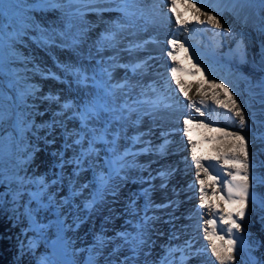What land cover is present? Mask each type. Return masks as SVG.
Wrapping results in <instances>:
<instances>
[{"label": "bare ground", "instance_id": "1", "mask_svg": "<svg viewBox=\"0 0 264 264\" xmlns=\"http://www.w3.org/2000/svg\"><path fill=\"white\" fill-rule=\"evenodd\" d=\"M219 3L220 0H175L173 11L172 0H143V14L132 9L136 16L129 19L116 10L118 0H94L90 4L78 2L84 12L79 22L81 41L84 50L92 54L90 67L104 66L111 75L109 79L113 80L110 82L112 86L125 85L123 88L113 87L123 95L121 104L129 105V109L121 113L122 127H114L109 131L113 140L115 134L121 135L118 143L122 151L118 154H125L123 149L134 145L135 135L141 138L140 143L146 144L145 148H149L148 156L129 159L137 184L131 181L120 184L117 190L121 203L116 206H123L124 213L131 212L133 208H141L146 217L153 220L148 231L151 236V257L161 259L169 248L185 249L187 254L188 245L192 252L199 250L200 254L204 246L207 253H201V258L198 256L199 264H219L212 254L211 244L214 242L219 246L223 242L208 239V232L213 226L206 224V218L211 219V216L220 214L218 210L224 200H227L219 194L226 193L223 185L232 181L230 173H235L239 166H233V161L228 158L242 154L236 148L238 141L235 137L225 133H238L246 141L250 199L254 196L255 203L252 200L248 203L245 217L240 219L242 230L236 234L243 236L244 243L237 245L248 252V263L255 260L263 264L264 248H260L258 244H264V230L260 226L264 217V208L261 207L264 204V129L249 118L247 108L250 91L259 92L260 89L254 86L264 80V68L260 65V56L264 51V8L261 7L260 0H239L241 6L235 11L225 10L224 4L217 8ZM97 8L105 10H90ZM197 8L210 11L213 15L218 14L223 28L201 24L199 21L204 17L196 11ZM194 22L205 31L194 38L189 36L186 40L182 39L181 34L190 32ZM212 34L220 42L213 40ZM168 39H175L184 48L168 46ZM240 42H243L242 46L247 53L244 60L238 54ZM169 52L175 56V60L169 56ZM136 63L139 67H135L133 71L132 65ZM173 67H176L174 73ZM213 81L223 83L238 101H242V107L246 109L245 125L242 126L237 117L216 102V99L226 98V94L223 88H215ZM217 91L221 95L214 98ZM52 94L60 97L61 101H58L62 106L59 109L63 116H67L68 109L73 105L69 108L65 105L69 106L70 97L73 96L67 88L58 84H55ZM157 100H163L160 107L153 106V102ZM201 100L204 102L201 103ZM260 107L255 104L252 110L257 111ZM195 112H198L200 118L196 117L195 124L190 125L198 134L194 139L184 123L187 115ZM256 119L264 117L257 115ZM74 129L72 124L70 131ZM183 150L189 156L185 157L181 153ZM135 152L137 151L133 150V155ZM197 159L201 161V167L197 166ZM214 161L226 166L228 174L225 173L224 178L205 176L203 169L211 171V163ZM96 168L99 170V165ZM89 173L86 172L83 179L86 176L90 179ZM187 179L189 182L194 179L199 189L194 181L192 185H187ZM201 180H205L204 185H201ZM134 185L144 188L145 194L143 197L139 196V199L138 196L134 197L132 200L138 201L131 207L130 203L127 204L128 198L130 199L128 191ZM204 193L207 194L204 204H211V209L201 205ZM0 200L3 201L0 203V239L5 245L4 251L0 249V264H32L28 261L33 258H22L15 247L17 242L13 240L16 237L26 242L34 238L33 233L26 239L21 238L22 234L19 233L23 222L27 223L30 218L23 213V207L17 216L18 227L14 226L12 229L14 220L2 199V189ZM237 210L238 205L234 206L233 212ZM24 215L26 221L23 219ZM118 220L119 223L123 221L121 218ZM222 228H227V225H222ZM2 231H6L7 237ZM11 239L13 244H10ZM159 241L162 243V247L159 246L161 250L156 246ZM43 251L41 247L33 252L39 255ZM181 254H172L170 258H176L173 260L174 264H180ZM208 255L211 257L208 258ZM236 260L233 264L237 263ZM34 262L37 264L36 260ZM186 264H194L193 258L190 257Z\"/></svg>", "mask_w": 264, "mask_h": 264}, {"label": "rangeland", "instance_id": "2", "mask_svg": "<svg viewBox=\"0 0 264 264\" xmlns=\"http://www.w3.org/2000/svg\"><path fill=\"white\" fill-rule=\"evenodd\" d=\"M21 4V8L11 9L10 19L12 22L10 24L9 19L3 21L4 24H9L7 32H24L17 40L12 41L13 48L11 50L7 47L8 39L5 38L4 61L6 67L18 70L21 79L17 87L20 90H34V94L28 97L29 107L25 109L30 113L28 120L34 126L31 131H21L15 126L14 117L0 122V169H3L8 175L19 172L21 176L31 178L36 183L25 186L24 194L18 202L12 200V192L18 190V185L13 182L10 191L8 185L0 184L2 199L14 220L11 225L12 229L14 226L18 227L17 216L24 207L23 213L28 214L30 219L27 223L23 222L19 233L22 234L21 238L25 239L30 233L34 234V238L26 242L20 238L15 237L17 240L13 238L17 242L16 246L14 241L15 247L22 258L29 256L30 259L32 257L33 260L28 261L32 264H36L34 260L37 261V264H121L126 257L131 256V251L119 234L128 232L135 235L138 226L144 224L145 231L149 235V226L153 220L148 219L149 222H145L143 217L145 218L146 215L141 208H133L131 212L125 211L124 213L123 206H116L121 203L118 198V190L115 195L106 194L103 201L96 203L93 208L85 206L96 193V174L107 172L105 159L111 156L107 149L115 147L117 154L122 151L119 149L118 143L121 135L115 134V146L112 143L97 144L96 147L100 150L99 157L90 158L93 160V166L89 168L85 165V171L81 172L78 177L72 176L74 166L71 164L65 165L61 171L60 156L57 154L63 153L64 159L73 157V150L65 149V129L70 131L73 124L75 130H80V120L74 114L81 112L85 106L95 105L98 108L106 106L116 109L115 112L101 111V119L90 122V127L97 129L104 128L107 123L109 127L106 138L111 142L113 139L109 131L114 127H122L123 115L121 113L127 111L129 105L121 104L123 95L113 89L110 83L113 80L109 79L110 73L103 71L104 66L90 67L92 54L84 50L81 41L79 22L84 12L78 2L21 0ZM18 12L23 13L31 27L21 28L18 22L19 17L16 16ZM218 41L220 42V39ZM12 52H15L19 58L12 60ZM98 83L101 86L98 87ZM55 84L64 86L73 96L70 97L69 107L73 106L68 107L69 114L67 116H63V112L59 109L62 106L58 101H61L60 97H54L52 94ZM4 91L6 95L15 96V92L12 90L5 88ZM109 92L112 94L109 95ZM113 117L120 118L114 119ZM196 117L200 118L198 112L187 115L185 120L188 118L190 120L187 124L184 123L186 130L190 129L189 132L194 139L198 134L196 129H192L190 125L195 124ZM189 132L188 134H190ZM137 136L135 135L134 145L123 149L126 152L130 149L137 151L133 155H136L135 158L132 157V159H140L149 155L148 146L145 148L146 144L140 143L141 138ZM70 138H67L69 144L72 143ZM76 151L78 153V147ZM181 153L185 157L189 154L186 150ZM25 159H28L27 163H23ZM126 163L130 167L122 172V175L127 176L124 182L131 181L137 184L131 170L132 163L129 160ZM213 164H216L215 168H213ZM97 165H99V170L96 168ZM210 170L208 171L210 178L211 176L224 178L225 173L228 174L226 166L215 161L211 163ZM86 172H90V179L88 176H86L88 179H83ZM70 178L74 182L70 183ZM41 180L47 185L46 188L39 183ZM53 181L56 182L53 183ZM186 181L187 185H192L194 182L195 186L198 185L194 179V182H189L188 179ZM113 183H119V180L117 179ZM84 185H88V187H83ZM197 187L199 189V186ZM42 189L43 194L39 202L32 200L28 195L29 192H38ZM144 194V188L131 186L128 191L130 199L128 198L127 204L130 203L131 207L135 206L139 196L143 197ZM219 195L227 199L226 193ZM137 196L138 199L132 200ZM49 197L52 199L50 200ZM249 203H251L250 198ZM234 206L237 205L229 202L228 199L224 200V204L218 212L221 215L227 212L234 213ZM123 215L125 216L123 217ZM120 218L123 220L121 223L118 220ZM23 219L25 220V215ZM211 219L216 221L217 234L223 235L224 241L222 242L226 243L228 239L224 232L226 228H222L224 224L220 222L219 215L211 216ZM237 220L241 224L240 218ZM260 226L264 230V217ZM237 235L235 233L236 237L243 238V236ZM163 238L166 237L163 236ZM197 238L199 239V236ZM101 239L103 244H101ZM258 245L260 248H264V244ZM156 246L161 250L162 243L159 241ZM41 247L44 251L36 255V252L33 251H38ZM201 253H207L204 246ZM201 253L199 256L202 255ZM209 253L210 251H208ZM233 254L237 259L236 264H253V262L248 263L249 254L242 247L237 245ZM211 256L208 255V258ZM36 257H40V260H37ZM191 258H193L194 264H199L198 255ZM160 261V258L151 257L149 247H145L136 258L135 264H160Z\"/></svg>", "mask_w": 264, "mask_h": 264}, {"label": "snow or ice", "instance_id": "3", "mask_svg": "<svg viewBox=\"0 0 264 264\" xmlns=\"http://www.w3.org/2000/svg\"><path fill=\"white\" fill-rule=\"evenodd\" d=\"M80 2L90 4L93 3L94 0H69V3ZM143 0H118V8L117 11L121 12L124 17L131 19L136 16V12L132 11V9H137L143 14V9L141 8V4ZM173 11H175V0H172ZM220 4L225 5V10L235 11L237 7L241 6L239 0H220V3L217 5L219 8ZM260 5L264 8V0H260ZM21 0H0V122L5 121L6 119L15 118V126L21 131H31V128L34 126L28 120L29 112L25 111L29 107L28 105V97L34 94V90L26 89L20 90L17 85L20 82V76L18 70L15 68L6 67L4 61V48L6 44V37L8 39L7 47L11 50L13 48L12 41L17 40L19 36L23 35L24 32H7L9 24L12 22L10 19L11 9L13 8H21ZM8 9V11H6ZM93 11H103L105 9H90ZM197 12L200 13L201 16L204 17L203 20L199 22L201 24L212 25L217 29L223 28L220 20L218 19V14L213 15L210 11H201L200 8L196 9ZM79 12V9H77ZM71 15V13H70ZM16 16L19 17V24L22 29H26L31 27V25L24 18L22 12L16 13ZM5 19H9V24H4L3 21ZM179 19V17H177ZM118 27H123L118 25ZM227 31V29H225ZM264 31V29H262ZM173 46V48H184L183 44H177L175 39L170 40L168 42ZM243 42L238 44V54L242 60L247 58V53L242 46ZM187 51V49H185ZM169 56H172V59L175 60V56L169 52ZM19 57L15 52L11 53V59L15 60ZM199 62V61H198ZM260 65L264 68V51H262L260 56ZM139 67V66H136ZM104 72H108L107 69L103 70ZM135 71V68L133 69ZM176 71V67L172 68V72ZM109 78L111 75L109 74ZM99 85V83L97 84ZM213 86L217 89L223 88L224 94H226V98L224 99H216V102L220 104L221 107L228 110L229 113H232L234 117L239 119L240 124L243 126L247 123L245 111L246 109L242 107V101H238L237 98L229 92V89L225 87L223 83H216L213 81ZM114 88H123L125 85H114ZM7 88L15 92V96L6 95L4 89ZM254 88H259L260 91L256 92L254 90L250 91V100L247 111L249 112V118L253 120V122L258 123L264 126V119L257 120V115L260 117H264V80L259 81ZM112 93L109 92V95ZM221 94L217 91L214 94V98L219 97ZM259 97V99H257ZM204 101L201 100V103ZM163 104V100H157L153 102L154 107H160ZM255 104H259L261 107L257 109V111H253L252 108ZM194 106V105H193ZM65 107H69L65 105ZM164 107H168V105H164ZM199 111V109H197ZM101 111L104 112H115L116 109L108 108L106 106H100L99 108L95 105L85 106V108L74 114L80 120V130H72L68 131L65 129V149H72L74 155L71 159H64L63 153H58L60 156V169L63 171L64 166L67 164L73 165V177H78L81 172L85 171V165L91 168L93 166V160L90 159L92 157H99L100 150L96 147L97 144H115V138L113 141H108L106 136L108 132L109 125L106 123L104 128L97 129L95 127H90V122L93 120L99 121L101 119ZM114 119H119L120 117H113ZM188 123V120H185V124ZM226 135H233L238 141L236 148L242 154L241 156H233L229 157V160L233 161V166L239 165L236 169L235 173H230L232 175V181H229L227 184L223 185L226 190L227 199L229 202H232L238 205V210L234 213L227 212L226 214H219V220L223 224L227 225L226 230H224L225 235L228 237L226 243H222L217 246L214 242L211 244L212 254L216 257L219 264H233L235 257L234 252L237 249L238 241L241 245H243L244 241L242 237H236L235 233L240 232L242 230L241 224L238 222L237 218L245 217V209L249 203L250 198V185H249V154L247 152V146L245 137L239 135L238 133H225ZM70 137H74L72 139V143H68V139ZM85 143L87 146L85 147ZM79 148L77 153L76 149ZM111 156L105 159V165L107 167V172H100L96 174V193L93 195L92 199L85 205L88 208H93L94 205L98 202L103 201L104 196L108 193L112 195L116 194L120 183H123L126 179V175H122V172L125 171L126 168L130 167L126 163V155H130V153L125 154H117L115 147L107 149ZM30 159V157H29ZM28 159H25L23 163H27ZM227 162V161H226ZM196 164L198 167H201V161L199 159L196 160ZM242 170V171H241ZM205 176L208 175V169H203ZM119 180V183H113V181ZM15 182L18 185V190L12 192V200L19 201V199L24 194V188L27 184L36 183L31 178L26 176H21L19 172H14L12 175H8L3 169H0V184H6L9 186V190L11 191V184ZM56 181H53L55 183ZM72 179L70 178V183H72ZM44 188L47 185L44 181H39ZM201 185H204L205 180L200 181ZM83 187H88V185H84ZM203 193V189H202ZM43 194V189L38 192H29L28 195L32 200L40 201V198ZM207 194L204 193L201 197V205L211 209L213 206L211 204H204V199ZM51 200L52 197H49ZM251 200L255 203V197L252 196ZM3 201L0 200V203ZM264 208V204L261 205ZM150 219L145 217V222ZM206 224L212 225V230L208 232V239L214 241L215 239H220L224 241V236H218L216 230V221L209 219L206 221ZM124 241V244L127 245L131 251V256L126 257L121 264H135L136 258L143 252L145 247L151 246V236L147 234L145 231V225L141 224L138 226V230L135 235L132 233L124 232L119 234ZM101 244H103V240L101 239ZM119 247V246H118ZM188 252L185 254V249L181 248H169L167 250V254L161 258L160 264H174V261L170 258L172 254L175 252H181L180 256V264H186L188 259L192 256L199 255V252H192L191 246L188 245ZM253 264H261L260 261H253Z\"/></svg>", "mask_w": 264, "mask_h": 264}, {"label": "water", "instance_id": "4", "mask_svg": "<svg viewBox=\"0 0 264 264\" xmlns=\"http://www.w3.org/2000/svg\"><path fill=\"white\" fill-rule=\"evenodd\" d=\"M9 235V234H8ZM9 237H10V235H9ZM10 244H13V241H12V239L10 240ZM4 244L2 243V240L0 239V249L1 250H3L4 251Z\"/></svg>", "mask_w": 264, "mask_h": 264}, {"label": "flooded vegetation", "instance_id": "5", "mask_svg": "<svg viewBox=\"0 0 264 264\" xmlns=\"http://www.w3.org/2000/svg\"><path fill=\"white\" fill-rule=\"evenodd\" d=\"M2 232H4V235L7 237V233H6V231H2ZM6 257L8 258V255H7Z\"/></svg>", "mask_w": 264, "mask_h": 264}]
</instances>
